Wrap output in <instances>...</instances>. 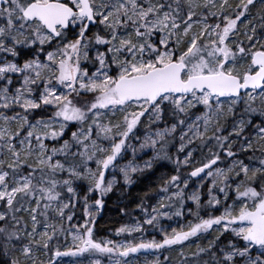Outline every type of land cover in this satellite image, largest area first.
Wrapping results in <instances>:
<instances>
[{
    "label": "rangeland",
    "instance_id": "374dc122",
    "mask_svg": "<svg viewBox=\"0 0 264 264\" xmlns=\"http://www.w3.org/2000/svg\"><path fill=\"white\" fill-rule=\"evenodd\" d=\"M51 1L80 9L79 0L34 2ZM8 2L0 12V226H7L0 229V253L11 264H73L72 257L62 254L71 248L88 254L86 230L96 214L90 201L96 190L106 196L118 183L129 187L133 173L150 169L159 145L173 137L180 165L194 166L199 146L224 133L229 147L222 149L220 164L191 185H177L149 225L156 235H172L181 224L174 201L185 193L191 220L186 229L203 221L207 208H220L224 219L217 234L228 235L219 249L222 261L264 264V246L252 245L251 225L241 223L244 215L264 204V88L226 100L208 92L168 95L153 107L147 101L122 104L115 93L120 78L144 75L171 62L185 65L184 80L219 72L243 80L256 73L253 56L264 52V0H90L98 19L94 40L84 36L85 20L76 15L70 29L79 41L56 44L42 58L23 64L10 58L17 47L49 45L53 36L23 18L27 6L20 0ZM247 4L252 10L235 16ZM227 21L232 25L222 28ZM233 46L238 57L219 58L220 47ZM90 57L94 69L88 66ZM94 94L107 97L106 108L82 120L81 101L92 100ZM164 104L182 115L181 125H167ZM46 108L47 117H33ZM252 117H259V124L252 126ZM72 124L77 125L75 132ZM120 144L124 147L118 148ZM229 195L234 199L223 205ZM203 198L205 209L200 207L195 215L192 207L197 211ZM76 205L84 208L79 215ZM121 235L107 241L112 253L132 249ZM173 253L169 259L163 254L131 261L125 254H111L83 264H178L189 252Z\"/></svg>",
    "mask_w": 264,
    "mask_h": 264
},
{
    "label": "trees",
    "instance_id": "16d2710c",
    "mask_svg": "<svg viewBox=\"0 0 264 264\" xmlns=\"http://www.w3.org/2000/svg\"><path fill=\"white\" fill-rule=\"evenodd\" d=\"M34 1L35 0H20V3L23 6H27ZM254 6L255 5L252 7ZM246 9H250L248 4L235 16L240 18L241 16H239V14H243L244 11L246 13ZM235 20L236 19H232L233 23ZM231 25L232 24L227 21L222 24V28L227 29ZM92 31H94V29L85 31L83 34L84 36H88L94 40L96 36L92 34ZM99 35H102L100 31ZM67 41H79V39H76V37L73 36L72 32L70 31L64 32L59 35L58 38L51 39L49 45H37L30 49L19 46L13 51V54L10 58L15 60L18 64H23L35 56L42 58L43 55H45V52L49 49H53L56 44L57 47H61L60 45ZM221 47L219 50L220 59L222 58L221 55L223 56L224 60L225 58H233L234 55L238 57V49L236 47L233 46L230 49H223V51ZM257 50L259 49H256L255 51ZM91 58L92 57L88 59V66L90 69H94L96 67V63L93 62ZM113 68L115 69L114 71L117 72L116 69H118V67L113 65ZM76 97L73 99L75 100ZM92 97L93 98L90 101H81L82 107L85 108V111H82V113L78 115L82 120L90 118L96 110L106 108L103 106L107 104V102H105L107 97L103 96L102 94H94ZM163 110L165 112L164 119L166 122H168L167 125H181V120L179 117H182V115L179 113L176 114L171 105L164 104ZM45 113H49L47 108L45 110L36 111L33 117H47ZM175 116L177 119H175ZM252 118H255L252 122V126L254 124H259V121H261L259 117ZM76 128L77 125L72 124L70 130L75 132ZM225 137V134L222 133L220 135V139H207L205 144L203 146H199L197 150L196 165L194 164V166H190L188 168H183L180 165V158L178 157L176 150L177 146L174 142L175 138H169L164 143H162V145H159L157 149V160L150 169L148 168L137 173H133L132 184L129 187L124 186L122 184L123 182L118 183L116 188H114L112 192L106 196H102L100 190H96L95 194L90 199L96 214L94 213V217L90 221L86 230V237L89 241L87 246L89 249L88 254L85 255L80 251L76 252L74 248H71L66 252V254L62 255L72 257L73 264H83L86 261L88 262L91 258H104L110 256L111 254H115L118 257H123V254H125L127 258L126 261H131L134 259L140 260L144 257V259L150 260L153 259L155 255L162 256L163 254H167V258L169 259L175 256L173 253L174 251L179 250L182 253L183 250H187L189 253L185 254L186 257H183L182 261L178 264H225V262L222 261V255L220 254L219 249L224 242L223 238L227 237L228 235L224 234V236H220V234H217V230L223 224L221 221L223 218V210L220 208L213 210L207 208L208 211L203 212L201 215L203 221L201 220L197 224L191 225L190 228L186 229L191 220L186 214V210L188 209V206H186V194L181 193L176 195V199L174 201L175 207L173 208L175 218L178 219L179 224L181 223L178 226L181 228L179 227L176 231L174 229L172 231V235L161 236L154 234L155 231L152 230L154 227L149 225V222L155 216V214L163 209V202H165V200H169L172 197L173 190L177 185L185 182L189 183V185L194 183V181L190 180L189 178L190 170L200 167L201 165L208 163V161L216 158L219 160L217 165L220 164L221 159H223L222 149L225 152L227 150L226 148L229 147L228 140L224 139ZM218 145H222L221 152H219V154H214L213 152L216 150ZM122 147L124 146L120 144L118 148ZM81 186L82 194L84 195L86 191L84 186ZM223 199L226 198L224 197ZM233 199L234 197L229 195L227 197V201H223V205L230 203ZM202 200H204V198ZM205 203L206 199L198 204L196 207L197 211L194 209L195 206L192 207V212L199 216L198 209L201 207V209L204 210L206 205ZM77 206L79 205H76V207L73 209L76 214L79 215L82 211H84V208L81 205L80 207ZM4 223L5 222L1 224L0 229L7 230V226ZM202 224H206V226L203 227ZM139 229L141 230L140 233L135 234L136 230ZM130 231L135 235H131ZM149 232H152L153 234H149ZM118 233L122 234V239H126L131 242L129 245V248H132L131 250H126V247L125 249L120 250L122 251L121 253H112L111 249L108 250L106 248L107 241L113 240L115 238V234ZM167 239L172 240L165 242ZM142 241L147 242L146 246L143 245L144 242ZM1 245L4 247V240H1ZM125 251L126 253H123ZM160 260H164V258L160 257ZM0 264H11L4 251H1L0 253ZM37 264L43 263L38 262ZM150 264L154 263L151 262Z\"/></svg>",
    "mask_w": 264,
    "mask_h": 264
},
{
    "label": "water",
    "instance_id": "95a60500",
    "mask_svg": "<svg viewBox=\"0 0 264 264\" xmlns=\"http://www.w3.org/2000/svg\"><path fill=\"white\" fill-rule=\"evenodd\" d=\"M79 2L78 16L87 18V27L96 26L97 20L90 0H79ZM8 4V0H0V12ZM75 13L71 6L63 2L52 1L44 5L33 2L24 9L22 16L29 22H39L47 32L57 37L59 28L64 31L69 29L70 21ZM253 64L257 72L246 75L243 80L219 72L214 75L191 76L184 81L185 65L181 62H171L144 75L119 79L115 85V93L122 104L148 101L151 107L165 96H190L195 92H209L212 97L220 100L234 99L246 92H260L264 88V52H258L253 56ZM217 163L218 160L214 159L194 169L190 173V178L195 181L200 180ZM263 214L264 204L241 219V223L251 225L248 239L255 247L264 246Z\"/></svg>",
    "mask_w": 264,
    "mask_h": 264
},
{
    "label": "flooded vegetation",
    "instance_id": "af4514ba",
    "mask_svg": "<svg viewBox=\"0 0 264 264\" xmlns=\"http://www.w3.org/2000/svg\"><path fill=\"white\" fill-rule=\"evenodd\" d=\"M73 8V7H72ZM76 10V9H75ZM80 18V17H79ZM81 19H83V18H81ZM85 20V19H84ZM98 20V19H97ZM82 27H83V32H85V31H90V29H93V28H91V27H87V22H86V20L85 21H83V24H82ZM72 32L71 31V29L70 30H68V31H62V30H58V36L59 35H61L62 33H64V32ZM72 34H73V32H72Z\"/></svg>",
    "mask_w": 264,
    "mask_h": 264
}]
</instances>
